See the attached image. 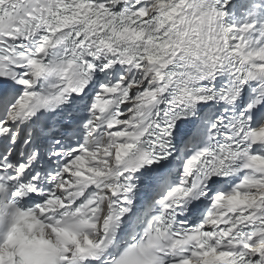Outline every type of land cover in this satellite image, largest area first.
<instances>
[{
    "label": "snow or ice",
    "instance_id": "obj_1",
    "mask_svg": "<svg viewBox=\"0 0 264 264\" xmlns=\"http://www.w3.org/2000/svg\"><path fill=\"white\" fill-rule=\"evenodd\" d=\"M0 264H264V0H0Z\"/></svg>",
    "mask_w": 264,
    "mask_h": 264
}]
</instances>
